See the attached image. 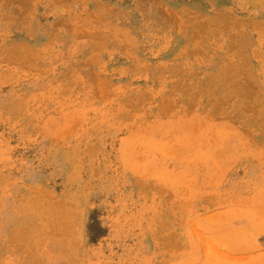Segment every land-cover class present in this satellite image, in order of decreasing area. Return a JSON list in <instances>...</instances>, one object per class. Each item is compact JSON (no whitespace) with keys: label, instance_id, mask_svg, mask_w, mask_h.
<instances>
[{"label":"rangeland","instance_id":"obj_1","mask_svg":"<svg viewBox=\"0 0 264 264\" xmlns=\"http://www.w3.org/2000/svg\"><path fill=\"white\" fill-rule=\"evenodd\" d=\"M0 264H264V0H0Z\"/></svg>","mask_w":264,"mask_h":264}]
</instances>
